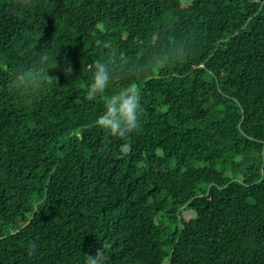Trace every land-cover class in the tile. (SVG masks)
Segmentation results:
<instances>
[{
  "label": "trees",
  "instance_id": "1",
  "mask_svg": "<svg viewBox=\"0 0 264 264\" xmlns=\"http://www.w3.org/2000/svg\"><path fill=\"white\" fill-rule=\"evenodd\" d=\"M263 2L0 0V264H84L105 240L109 264H264ZM56 54L57 83L15 87ZM112 54L105 95L141 90L128 140L86 98Z\"/></svg>",
  "mask_w": 264,
  "mask_h": 264
},
{
  "label": "clouds",
  "instance_id": "2",
  "mask_svg": "<svg viewBox=\"0 0 264 264\" xmlns=\"http://www.w3.org/2000/svg\"><path fill=\"white\" fill-rule=\"evenodd\" d=\"M32 0H15L17 7H29ZM36 52H39L36 50ZM54 57V66L48 67L45 60L39 59L37 65L28 69H20L16 74L15 87L24 91H36L58 82V77L49 74V69L58 68L59 64ZM174 62V61H173ZM117 57L110 55L104 60H96L92 69V81L87 86L86 98L95 100L104 97V112L96 119L95 124L106 134L122 140H128L132 133L141 127V118L144 108L141 103V90L137 83L132 82L127 87L121 88L112 95H105L116 75ZM167 62H161L163 65ZM144 70L142 65L135 64L128 71L138 75ZM64 74L71 73L70 63L65 58ZM101 246L93 254H84V264H109L108 255L112 245L107 241L100 242ZM36 244L29 245L30 250H35Z\"/></svg>",
  "mask_w": 264,
  "mask_h": 264
},
{
  "label": "rangeland",
  "instance_id": "3",
  "mask_svg": "<svg viewBox=\"0 0 264 264\" xmlns=\"http://www.w3.org/2000/svg\"><path fill=\"white\" fill-rule=\"evenodd\" d=\"M181 2L183 5H187V4H189L190 0H181ZM259 14L261 17L264 18V2L261 4V7L259 9ZM233 40L239 41V36L238 35L233 36ZM139 160L141 161L142 157H139Z\"/></svg>",
  "mask_w": 264,
  "mask_h": 264
}]
</instances>
